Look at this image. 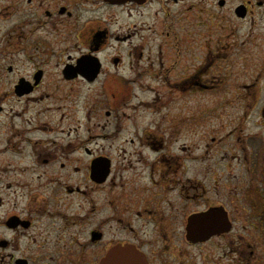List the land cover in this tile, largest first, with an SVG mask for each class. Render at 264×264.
I'll return each mask as SVG.
<instances>
[{"label": "flooded vegetation", "instance_id": "obj_1", "mask_svg": "<svg viewBox=\"0 0 264 264\" xmlns=\"http://www.w3.org/2000/svg\"><path fill=\"white\" fill-rule=\"evenodd\" d=\"M4 5L0 264H99L104 257L106 264H195L191 251L205 245L235 253L227 264L254 261L252 234L235 226L238 195L208 182L226 167L207 168L204 152L194 156L188 139L170 136L119 139L118 154L100 152L94 102L85 105V97L79 107L78 99L90 92L147 96L130 104V114L118 107L115 118L156 108L157 121L177 128L179 138L191 123V95L213 96L214 80L240 77L239 64L264 65V0ZM249 152H231L230 161L243 159L248 170L264 165V153ZM212 210L226 213L229 230L193 242L190 218ZM256 218L264 226V206Z\"/></svg>", "mask_w": 264, "mask_h": 264}, {"label": "rangeland", "instance_id": "obj_2", "mask_svg": "<svg viewBox=\"0 0 264 264\" xmlns=\"http://www.w3.org/2000/svg\"><path fill=\"white\" fill-rule=\"evenodd\" d=\"M4 3L5 0H0V24L6 23ZM239 65L243 66L240 77H231L222 84V76L214 80L213 96L210 93L191 95L187 101L191 123L185 127L179 138L177 128L173 131L169 123L157 121L160 115L156 108L155 112L151 108H138L130 119L115 118L119 117L116 110L118 107L130 114V104H137L142 98L148 99L147 96L137 95V98L129 101L131 96H125L123 93L106 95L102 92L87 91L90 93L88 96L81 95L78 105H83L85 97V105L92 106L91 99L94 102V107H91L94 109V148L100 152L110 151L112 155L118 154L121 151L119 139H145L147 135L166 139L165 137L170 136V139H188L185 141L189 146L187 150L194 152V156L198 157L204 152L207 168L226 167L222 175H212L208 182L212 183L211 180L214 179L222 184L225 190L236 192L239 219L235 226L243 233L252 234L255 244L250 248V253L252 252L255 259L250 264H264V236L261 235L264 234V226L263 222L256 218L264 206V165L260 161L257 167L252 166L251 170H248L249 167L243 159L230 161L231 152H236L242 158L244 153H247L249 157L252 147L253 153H264V65L257 59ZM226 83L227 87L224 89ZM249 84L250 88L243 89V85ZM106 111L112 112L113 116H106ZM131 119L136 121L135 125ZM233 142L239 148H235ZM226 163L231 165L225 166ZM251 216L255 218L252 219ZM223 252L215 246L205 245L201 250H192L191 254L197 264H227L230 258H236L233 252L226 255Z\"/></svg>", "mask_w": 264, "mask_h": 264}, {"label": "water", "instance_id": "obj_3", "mask_svg": "<svg viewBox=\"0 0 264 264\" xmlns=\"http://www.w3.org/2000/svg\"><path fill=\"white\" fill-rule=\"evenodd\" d=\"M99 168L105 167L99 163ZM225 213H217L216 211H209L207 213L192 216L188 223L187 236L191 237L193 242L205 241L210 236L220 232L228 231L226 220H224ZM217 218L223 219V222H218ZM117 252V251H115ZM121 255L125 252L121 251ZM99 264H106V257H104Z\"/></svg>", "mask_w": 264, "mask_h": 264}]
</instances>
